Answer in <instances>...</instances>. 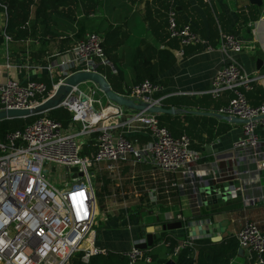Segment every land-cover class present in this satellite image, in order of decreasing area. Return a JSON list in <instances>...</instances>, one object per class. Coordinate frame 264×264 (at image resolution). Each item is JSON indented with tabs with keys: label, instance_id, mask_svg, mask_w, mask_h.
<instances>
[{
	"label": "crops",
	"instance_id": "0c3cea01",
	"mask_svg": "<svg viewBox=\"0 0 264 264\" xmlns=\"http://www.w3.org/2000/svg\"><path fill=\"white\" fill-rule=\"evenodd\" d=\"M96 2L95 9H89L87 1L79 6L69 4L65 9L69 8L83 23L85 34L97 31L106 40V53L114 66L110 70L117 73L113 62L116 61L121 68L119 71L125 76V80L116 84V92L126 95L119 91L124 88L126 92L135 84L136 67L143 63V58L153 57L150 66L158 68L157 80L165 87V94H171L162 106L174 110L159 113L161 123L175 136L187 135L192 148L201 152V159L177 174L162 172L151 160L137 163L131 158L119 160L120 173H105L100 177V186L108 180V193L104 196L103 208L100 207L101 221L105 226L97 233L98 243L113 253L121 254L135 244L147 241L149 227L161 224L157 221L159 217L162 222L179 220L178 214L188 219L197 216L203 208L221 212L214 220L225 225L223 231L208 236L215 242L227 237L237 238L238 232L250 220L258 222L264 230V167L260 166L264 160V130L257 129L259 144L235 148V143L244 135L243 124L221 119L217 115L218 109L228 104L230 93L227 91L220 98H213L208 93L214 77L228 59L220 47V34L231 33L245 45L253 46L252 50L232 53L231 56L240 62L246 73L261 76L255 83V90L248 92L247 96L252 105L264 103V100L259 102L258 97L264 94V0L260 6L251 0H211L210 3L206 0H178L179 22L191 23L194 31L204 40L189 46H182L175 38L168 39V15L160 5L162 0ZM69 24L64 23V28L54 36H43L40 32L22 40H14L10 36L12 39L0 48V83L8 77L24 80L28 76L38 79L57 77L60 81L62 67H52L50 71L40 67L71 61V50L77 41L80 25L75 22L66 31ZM107 33H112L110 41H107L110 37L109 34L106 37ZM160 50L169 51V61L157 59ZM7 63L16 67L9 68ZM108 99L104 96L98 107L103 109ZM124 110L126 115L118 118L120 122L128 120L129 115L138 111L127 107ZM125 129L141 143L148 139L134 127ZM215 175H219L222 182L234 181L236 189L240 188L239 194L221 204L201 207L192 192L194 183ZM165 185L169 189L161 193L159 202L149 203L147 187L159 186L162 190ZM114 193L117 197L111 200ZM113 202L117 206H128L122 214L108 216L107 210ZM137 209L141 210L138 223H124L122 216L129 218ZM195 217L190 220L191 224L202 222ZM184 229L188 233L186 227ZM185 231L172 230L167 235L178 238L180 244L185 242ZM187 236L191 240L201 239ZM161 238L164 237L157 232L155 240L159 242L156 247H163L157 259L162 260L169 244L160 241ZM151 247L148 249L151 250ZM248 255L239 247V256L231 262L246 264ZM167 259H174L173 255L169 254ZM152 263L161 264L159 260Z\"/></svg>",
	"mask_w": 264,
	"mask_h": 264
},
{
	"label": "built area",
	"instance_id": "2783aa9c",
	"mask_svg": "<svg viewBox=\"0 0 264 264\" xmlns=\"http://www.w3.org/2000/svg\"><path fill=\"white\" fill-rule=\"evenodd\" d=\"M168 2L167 30L171 38L179 40L182 46L204 42L191 23L179 22L178 0ZM4 26L3 33L9 42L12 38L7 32L8 18ZM220 47L228 59L214 77L208 93L220 98L231 92L228 104L220 107L218 113L247 120L243 123L244 135L235 148L257 145V129L264 130V103L252 105L247 93L255 90L261 76L246 73L231 56L252 50L253 46L245 45L234 34L221 32ZM71 52L73 58L69 63L40 67L49 71L52 67H62L63 77L52 89L34 76L24 80L8 77L0 83V110L40 105L74 72L102 73L105 66L114 68L105 52L104 37L96 31L88 32ZM7 66L15 65L7 63ZM84 84L87 90L81 84L62 103L72 114L68 126L41 116L0 140V264H70L79 254L86 262L96 255H108L109 249L98 243L97 235L101 216L97 197L100 177L105 173H120L118 161L126 158L134 163L151 160L156 168L168 174H177L201 159V152L192 148L191 139L187 135L175 136L161 124L159 113L136 111L120 122L118 118L126 115L124 107L108 99L100 109L96 104H102L106 95L97 85ZM79 90L88 98L83 99ZM169 95L165 94L162 83L149 79L132 86L126 94L128 98L155 106H162ZM127 127L147 136V141L141 143L130 136ZM90 147L95 150L85 153ZM260 166L264 167V160ZM74 167L76 171L72 170ZM53 169L58 172L61 188L52 180ZM168 189L166 185L164 191L159 186L147 187L150 192L147 201L158 203L161 193ZM239 191L240 188L233 189L234 197ZM177 218L185 219L182 214ZM237 239L240 247L249 253L246 264H264V231L258 222L247 221ZM137 244L123 253L128 264L150 263L151 256ZM185 244L186 241L180 243L177 250Z\"/></svg>",
	"mask_w": 264,
	"mask_h": 264
},
{
	"label": "trees",
	"instance_id": "16d2710c",
	"mask_svg": "<svg viewBox=\"0 0 264 264\" xmlns=\"http://www.w3.org/2000/svg\"><path fill=\"white\" fill-rule=\"evenodd\" d=\"M87 6L89 5V9L97 8L96 0H0V48L6 42L5 35L3 33L4 24L6 18H8V26L7 32L10 36L13 37L14 40H22L26 39L31 36H35L38 32L41 35H51L54 36L59 34V31L64 28L63 24L71 23L68 27L65 28L67 31L69 27L73 26V23L77 22L80 25L77 36H76V43L82 40L85 37V27L83 23L77 19L70 10L65 9V7L69 4H74L79 6L80 4H84L86 2ZM110 1V0H107ZM116 0H111V2ZM161 1V0H160ZM164 10L166 11V15H168L169 10V2L168 0H162V4H160ZM72 10V9H71ZM161 11V9H159ZM34 15V18H32ZM168 19V16H167ZM59 25V27H57ZM168 25L166 26V33L168 39L171 38L168 30ZM97 32V31H96ZM99 33V32H98ZM112 35V33H107L106 37ZM66 35H68L66 33ZM113 37L110 36L107 38V41L111 40ZM106 41V40H105ZM104 41V48L105 52H107L106 45ZM75 43V44H76ZM74 44V45H75ZM72 48V47H71ZM106 55H108L106 53ZM170 53L167 50H160L157 55V59H165L166 61L170 60ZM108 57V56H107ZM110 58V57H109ZM153 57L143 58V63L139 64L134 71L135 74V84H139L146 79H149L153 82L158 81V68L155 66H150ZM111 59V58H110ZM112 60V59H111ZM114 65L117 67V73H113L110 70V66H105L101 69V72L107 77L108 81L110 82L113 90L116 89V84L120 81L125 80V76L123 75L120 66L116 61H113ZM166 64V63H165ZM146 65V66H145ZM156 73V75L154 74ZM61 75V74H60ZM36 80L43 81L47 83L49 89H52L53 84L58 81V78H43ZM133 85V86H134ZM130 90V89H129ZM128 90V91H129ZM118 91V90H117ZM128 91L125 92L124 88L121 89L119 92L127 94ZM230 93V97L232 93ZM249 96V95H248ZM257 97V95H255ZM260 98L259 102L264 100L263 96H258ZM249 99V97H248ZM250 102V101H249ZM259 105V104H258ZM41 116H48L54 120L62 122L65 126H68L72 120V114L65 106H59L55 109L50 111L26 118V119H5L0 121V140H5L6 134L10 131H14L17 129H22L26 125L31 124L37 118ZM161 122V120H160ZM165 126L163 123H161ZM147 137V136H146ZM91 149L95 148H86L85 153H89ZM107 183L108 180H105L104 184L100 186V190L97 192V197L99 201V205L101 208L102 203L104 201L105 194L108 193L107 191ZM103 187V188H102ZM164 191V190H162ZM224 210V209H223ZM204 212H209L206 208L202 209ZM141 210H135V213L132 214L131 217L128 219L122 216L124 219V223H138L139 221V214ZM203 216H197L195 219L200 220L203 219ZM190 220L185 221V225H188ZM262 229V228H261ZM184 230V228L180 229ZM187 230V228H186ZM263 230V229H262ZM264 231V230H263ZM184 241L187 244L180 250H177L178 238L172 237L171 235H166L164 238H161L160 241H164L165 244H169L167 251L164 253V256L161 259H157L159 257L158 252L162 250V246L156 247L159 240H155L156 242L153 243V248L147 249L146 253L149 256H152L153 261L159 260V262L165 263L168 259L167 256L169 254L173 255L175 260V264H230L233 258H237L239 256V242L237 238L234 237H227L224 238L222 241L215 242L209 237H204L198 240H191L188 238V233L185 231ZM192 242V243H190ZM197 247H200L199 249ZM124 253V252H123ZM123 253H113L109 250V254L104 255H96L93 256L88 262L81 259V254L77 255L74 259H72L70 264H128L127 258L124 256ZM150 262L149 264H153Z\"/></svg>",
	"mask_w": 264,
	"mask_h": 264
},
{
	"label": "water",
	"instance_id": "95a60500",
	"mask_svg": "<svg viewBox=\"0 0 264 264\" xmlns=\"http://www.w3.org/2000/svg\"><path fill=\"white\" fill-rule=\"evenodd\" d=\"M253 4L262 5L263 0H251ZM86 82H91L97 85L100 90L106 95L109 100L127 108L136 109L138 111L148 110L149 112L156 113H166L173 112V109H167L163 106H155L149 105L142 101H138L135 99L128 98L124 94L117 93L113 90L110 82L107 77L100 72H91V71H77L70 74L66 81L62 83L57 91L51 96L49 99L41 103L40 105L34 108H24V109H2L0 110V121L5 119H26L52 109H55L62 105L64 100L70 94V92L76 88H79L81 84ZM78 94L83 98H88V95L79 90ZM138 101V102H137ZM218 117L224 120H228L233 123L243 124L247 122V120L234 117V116H225L221 114H217ZM73 171H76L77 168H72ZM234 181L222 182L221 177L219 175H215L214 177H209L201 182L194 183L192 188V192L199 201V205L202 207L214 206L226 202L230 198L234 197L233 189L235 188ZM239 194V193H238ZM221 212H204L202 210L199 211L198 217L203 216V219H200L202 222H198L197 224H189L186 226V220H192L196 215L184 219V220H174L169 222H162L160 217L158 218V222L161 224L157 226L149 227V233L147 235V241L137 244V246L141 249L147 250L151 247L157 238V232L160 233L161 237H165L169 231L178 230L182 228H187L188 234L191 238H202L208 237L214 234L221 233L223 231V226L221 222L215 221V217L219 215ZM196 216V217H197ZM195 217V218H196ZM218 240V239H217ZM242 251V249L240 250ZM165 264H175L174 259L168 260Z\"/></svg>",
	"mask_w": 264,
	"mask_h": 264
},
{
	"label": "rangeland",
	"instance_id": "374dc122",
	"mask_svg": "<svg viewBox=\"0 0 264 264\" xmlns=\"http://www.w3.org/2000/svg\"><path fill=\"white\" fill-rule=\"evenodd\" d=\"M100 33V32H99ZM0 57H1V55H0ZM81 87L83 88V89H87V85H85V84H82L81 85ZM97 106H98V104H96ZM58 174V172H57V170L56 169H53L52 170V173H51V177H52V180L55 182V184L58 186V187H62V185L63 184H60V183H58V176H56ZM56 176V177H55ZM112 193V192H111ZM117 196H115V193L113 194V195H111V200H114L115 198H116ZM136 204V203H135ZM128 205H125V206H123V205H120V206H117L116 205V202H113V203H111V205L109 206V209L107 210V215L108 216H115V215H117L119 212L122 214L123 212H124V210H125V208L127 207ZM124 207V208H123ZM101 209V208H100ZM100 215H101V213H100ZM103 218V217H102ZM102 224V225H101ZM100 225H101V227H100ZM103 226H105V223H103V221H101V216L99 217V228L97 227V230L98 231H101V229L100 228H102ZM137 264H149V263H147L146 261H139Z\"/></svg>",
	"mask_w": 264,
	"mask_h": 264
}]
</instances>
